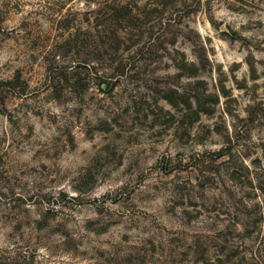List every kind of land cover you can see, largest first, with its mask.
Instances as JSON below:
<instances>
[{
    "label": "rangeland",
    "instance_id": "1",
    "mask_svg": "<svg viewBox=\"0 0 264 264\" xmlns=\"http://www.w3.org/2000/svg\"><path fill=\"white\" fill-rule=\"evenodd\" d=\"M0 264H264V0H0Z\"/></svg>",
    "mask_w": 264,
    "mask_h": 264
}]
</instances>
